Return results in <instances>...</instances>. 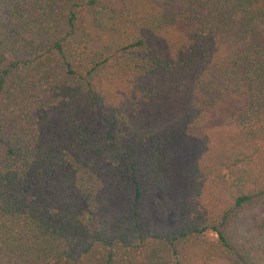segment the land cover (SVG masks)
Masks as SVG:
<instances>
[{"label": "trees", "instance_id": "trees-1", "mask_svg": "<svg viewBox=\"0 0 264 264\" xmlns=\"http://www.w3.org/2000/svg\"><path fill=\"white\" fill-rule=\"evenodd\" d=\"M0 264H264V0H0Z\"/></svg>", "mask_w": 264, "mask_h": 264}]
</instances>
